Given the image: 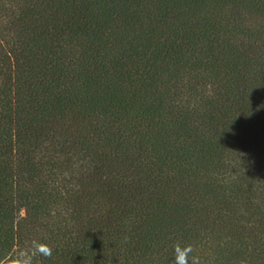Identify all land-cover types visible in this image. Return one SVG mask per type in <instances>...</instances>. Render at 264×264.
<instances>
[{
  "label": "trees",
  "instance_id": "1",
  "mask_svg": "<svg viewBox=\"0 0 264 264\" xmlns=\"http://www.w3.org/2000/svg\"><path fill=\"white\" fill-rule=\"evenodd\" d=\"M264 264V0H0V264Z\"/></svg>",
  "mask_w": 264,
  "mask_h": 264
},
{
  "label": "clouds",
  "instance_id": "2",
  "mask_svg": "<svg viewBox=\"0 0 264 264\" xmlns=\"http://www.w3.org/2000/svg\"><path fill=\"white\" fill-rule=\"evenodd\" d=\"M53 251L49 244L34 239L17 250L13 264H39L38 257L51 259ZM172 264H202V259L193 244L177 242L173 245Z\"/></svg>",
  "mask_w": 264,
  "mask_h": 264
}]
</instances>
